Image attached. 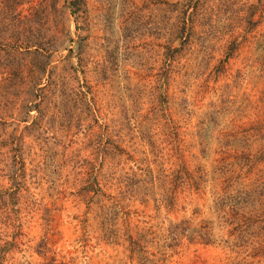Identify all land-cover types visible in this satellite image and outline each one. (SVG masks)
<instances>
[{"label":"rangeland","instance_id":"1","mask_svg":"<svg viewBox=\"0 0 264 264\" xmlns=\"http://www.w3.org/2000/svg\"><path fill=\"white\" fill-rule=\"evenodd\" d=\"M0 264H264V0H0Z\"/></svg>","mask_w":264,"mask_h":264},{"label":"trees","instance_id":"2","mask_svg":"<svg viewBox=\"0 0 264 264\" xmlns=\"http://www.w3.org/2000/svg\"><path fill=\"white\" fill-rule=\"evenodd\" d=\"M47 54L50 53V51L46 52Z\"/></svg>","mask_w":264,"mask_h":264}]
</instances>
